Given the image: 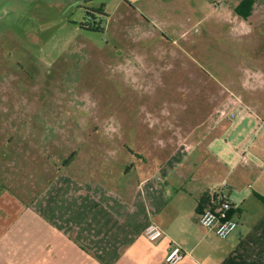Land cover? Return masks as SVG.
Listing matches in <instances>:
<instances>
[{
  "label": "crops",
  "instance_id": "crops-1",
  "mask_svg": "<svg viewBox=\"0 0 264 264\" xmlns=\"http://www.w3.org/2000/svg\"><path fill=\"white\" fill-rule=\"evenodd\" d=\"M155 1L144 17L154 30ZM200 1L205 13L190 21L160 14L173 31L161 35L188 46L181 55L193 60L213 37L230 57L207 115L183 121L188 132L143 153L71 150L65 139L56 152L55 139L43 149L38 136L0 133V264H166L172 245L175 264H264V0L246 19L234 12L242 0ZM211 190L233 205L226 239L199 225ZM149 223L164 232L154 242Z\"/></svg>",
  "mask_w": 264,
  "mask_h": 264
},
{
  "label": "rangeland",
  "instance_id": "rangeland-1",
  "mask_svg": "<svg viewBox=\"0 0 264 264\" xmlns=\"http://www.w3.org/2000/svg\"><path fill=\"white\" fill-rule=\"evenodd\" d=\"M162 1V11L185 21L205 13L200 0L195 8L189 0ZM155 2L3 0L0 133L38 136L43 149L55 139L56 152L63 151L65 139L71 150L143 153L164 142L158 137L188 132L191 126L183 121L207 115V90L223 81L230 57L213 37L193 60L181 55L188 46L161 35V6L151 14L157 29L145 21ZM214 91L217 102L221 97ZM84 158L93 168L94 158Z\"/></svg>",
  "mask_w": 264,
  "mask_h": 264
},
{
  "label": "built area",
  "instance_id": "built-area-1",
  "mask_svg": "<svg viewBox=\"0 0 264 264\" xmlns=\"http://www.w3.org/2000/svg\"><path fill=\"white\" fill-rule=\"evenodd\" d=\"M233 116V115H232ZM233 205L223 191L211 190L207 195V205L199 216V225L211 231L220 239H226L236 229L238 222L232 218ZM163 230L154 223H149L144 229V236L154 242L163 236ZM182 257L180 247L172 245L164 258L166 264H175Z\"/></svg>",
  "mask_w": 264,
  "mask_h": 264
},
{
  "label": "trees",
  "instance_id": "trees-1",
  "mask_svg": "<svg viewBox=\"0 0 264 264\" xmlns=\"http://www.w3.org/2000/svg\"><path fill=\"white\" fill-rule=\"evenodd\" d=\"M255 1L256 0H242L239 3V5L234 8V12L237 15H239L240 17L246 19L247 17L250 16ZM100 11L101 10H99V9H94L91 12L101 13ZM101 14H103V13H101ZM85 28L88 30H92V31H100V28H98L96 26H87Z\"/></svg>",
  "mask_w": 264,
  "mask_h": 264
}]
</instances>
